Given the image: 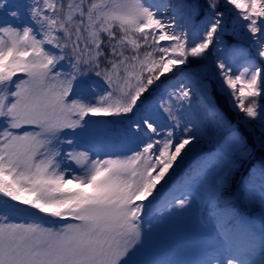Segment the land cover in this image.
<instances>
[{
    "label": "snow or ice",
    "instance_id": "snow-or-ice-1",
    "mask_svg": "<svg viewBox=\"0 0 264 264\" xmlns=\"http://www.w3.org/2000/svg\"><path fill=\"white\" fill-rule=\"evenodd\" d=\"M252 122L264 0H0V264H264ZM194 200L212 231L145 260Z\"/></svg>",
    "mask_w": 264,
    "mask_h": 264
},
{
    "label": "rangeland",
    "instance_id": "rangeland-1",
    "mask_svg": "<svg viewBox=\"0 0 264 264\" xmlns=\"http://www.w3.org/2000/svg\"><path fill=\"white\" fill-rule=\"evenodd\" d=\"M103 118L107 117H94V119ZM259 138H261V133ZM212 143L213 141H211L210 139H205L200 144L197 151L207 152L211 148ZM206 145H208L207 148ZM88 146L89 145H86L85 148H87ZM131 147H133V145L130 143L127 145L126 148L122 147L121 143L116 145L108 144V146L103 148V151L107 153L120 152L126 151L128 148ZM184 170L185 169H181L180 172L176 174L177 179L179 178L180 173ZM257 175L258 174H254V176ZM259 219L260 217L256 219L257 227H259ZM159 231L163 232V237L157 239L156 235L159 233ZM211 231L212 228L210 223H207L204 219L203 204H201L199 201L194 200L191 206L188 207L185 211H182L180 213H173L166 217L164 224L155 234L152 246L145 252L143 258L149 261L157 258H164L168 249L173 247L177 242L188 239L195 235L207 234ZM201 252L202 249L189 250L188 256H191L192 259L190 260H194L201 254ZM149 253H152L154 256L149 257ZM178 258L186 261V258L183 256V253Z\"/></svg>",
    "mask_w": 264,
    "mask_h": 264
},
{
    "label": "trees",
    "instance_id": "trees-1",
    "mask_svg": "<svg viewBox=\"0 0 264 264\" xmlns=\"http://www.w3.org/2000/svg\"><path fill=\"white\" fill-rule=\"evenodd\" d=\"M256 154L257 155H256L255 159L253 160L252 164L250 165L251 167H253V165H258L261 167V164L264 163V152L259 151Z\"/></svg>",
    "mask_w": 264,
    "mask_h": 264
}]
</instances>
